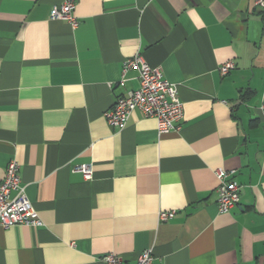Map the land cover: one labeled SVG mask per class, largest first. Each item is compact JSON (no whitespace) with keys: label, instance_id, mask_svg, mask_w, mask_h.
Listing matches in <instances>:
<instances>
[{"label":"crops","instance_id":"0c3cea01","mask_svg":"<svg viewBox=\"0 0 264 264\" xmlns=\"http://www.w3.org/2000/svg\"><path fill=\"white\" fill-rule=\"evenodd\" d=\"M75 3L74 27L51 19ZM257 0H0V180L12 159L43 225L0 227V264H264V22ZM140 55L177 85L180 128L133 112ZM235 68L223 75L220 67ZM91 165L92 179L76 171ZM240 203L218 209L215 171ZM161 211L175 216L160 221Z\"/></svg>","mask_w":264,"mask_h":264},{"label":"built area","instance_id":"2783aa9c","mask_svg":"<svg viewBox=\"0 0 264 264\" xmlns=\"http://www.w3.org/2000/svg\"><path fill=\"white\" fill-rule=\"evenodd\" d=\"M256 5L263 13L264 22V0H257ZM74 9L73 1L54 6L50 14L51 19L66 20L75 27L78 22L74 16ZM131 68L139 71L140 85L128 95L118 98L114 106L105 113L108 124L122 129L133 112L139 110L144 116L156 119L159 136L178 130L184 118V108L177 85L165 79L161 69L150 66L140 55L124 62L123 73ZM234 68V62L229 61L220 67V72L226 75ZM75 170L81 172L86 179L93 177L91 165L83 164ZM233 174L223 168L215 171L218 180V209L223 214L229 213L240 203L241 187L232 177ZM175 214V211H161L159 219L167 221ZM18 225L40 227L43 222L22 184L21 165L16 159H12L6 166L4 178L0 180V227L10 229ZM102 259L106 264H126L113 252L106 253ZM135 264L161 263L156 262L152 250L149 249L139 255Z\"/></svg>","mask_w":264,"mask_h":264}]
</instances>
